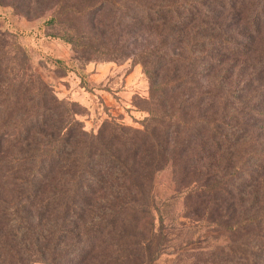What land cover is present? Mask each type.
Instances as JSON below:
<instances>
[{
  "label": "trees",
  "instance_id": "trees-1",
  "mask_svg": "<svg viewBox=\"0 0 264 264\" xmlns=\"http://www.w3.org/2000/svg\"><path fill=\"white\" fill-rule=\"evenodd\" d=\"M101 2L57 0L45 25L60 26L52 36L79 59L130 54L149 80L151 106L141 129L109 120L87 132L21 44L0 47V264L151 261L155 219L173 220L153 196L154 174L169 165L174 178L190 174L181 180L192 201L215 208V228L230 236L254 226L264 240V0H131L139 15L127 34L146 39L130 53L111 29L118 22L111 39L79 30ZM243 71L245 83H229ZM243 191L262 198L259 215L244 214ZM246 244L241 237L232 248L264 254V243Z\"/></svg>",
  "mask_w": 264,
  "mask_h": 264
},
{
  "label": "rangeland",
  "instance_id": "rangeland-1",
  "mask_svg": "<svg viewBox=\"0 0 264 264\" xmlns=\"http://www.w3.org/2000/svg\"><path fill=\"white\" fill-rule=\"evenodd\" d=\"M56 1L0 0V47H9L11 41L21 44L27 50L32 66L56 97L75 104L77 119L85 131L96 132L103 126V122L109 120L126 128L141 129L140 123L151 106L149 80L144 75L142 66L133 63L130 54L123 59L105 61L77 58L69 44L52 36L60 31V26L52 28L45 25ZM82 1L89 3L94 0ZM102 1V11L92 12L78 19L79 30L88 34L97 30L109 35L107 30L111 27L110 23L113 21V25L118 22V26L113 25L111 29H114V34L121 35L119 42L122 43L123 50L126 53L132 52L146 37L144 34L142 37L127 34L133 18L139 15L130 6L131 0ZM97 20L106 21L107 24L96 23L92 28L91 24ZM88 22L91 23L88 25ZM72 65L74 66L70 69ZM247 75L244 71L239 74L234 72L229 83L233 86L241 85ZM177 130L183 133V129ZM200 133L194 136L195 140L204 138ZM197 153L198 156L193 160L203 158L204 151L201 155L200 152ZM202 162L207 163V160ZM180 164L181 162L178 166ZM171 170L169 165L153 176L155 202L159 205L160 201L165 200L169 217L173 220L160 226L157 218L155 219L154 237L149 248L153 259L145 264H255L254 249H246L247 254H238L232 244L243 237L246 247L260 246L264 240L258 239L261 232L257 231V227L242 229L240 234L230 236L224 229L220 231L215 228L216 224L211 222L216 217L215 208L212 205L200 208L197 204L199 202L195 199L192 201V197L184 192L185 186H182L181 179L185 177L184 183L190 181V174H180L174 178ZM242 193L244 195L240 194L238 197L247 205L244 214L248 217L259 215L262 212V198L256 196L257 200H252L249 193ZM203 201L206 203L209 199L204 197ZM195 213L201 214L197 222L194 220ZM239 214L236 213L238 216ZM262 255L264 254L257 253L255 259L259 261ZM15 262L14 256L13 263ZM33 264L44 263L38 260ZM258 264L264 262L259 261Z\"/></svg>",
  "mask_w": 264,
  "mask_h": 264
}]
</instances>
